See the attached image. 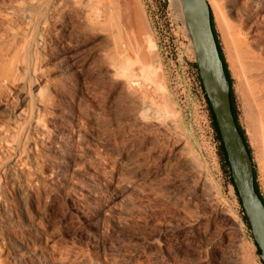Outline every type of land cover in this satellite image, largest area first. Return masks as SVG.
Segmentation results:
<instances>
[{
    "label": "rangeland",
    "instance_id": "374dc122",
    "mask_svg": "<svg viewBox=\"0 0 264 264\" xmlns=\"http://www.w3.org/2000/svg\"><path fill=\"white\" fill-rule=\"evenodd\" d=\"M207 1L264 199V0ZM199 80L170 0H0V264H262Z\"/></svg>",
    "mask_w": 264,
    "mask_h": 264
},
{
    "label": "water",
    "instance_id": "95a60500",
    "mask_svg": "<svg viewBox=\"0 0 264 264\" xmlns=\"http://www.w3.org/2000/svg\"><path fill=\"white\" fill-rule=\"evenodd\" d=\"M183 31L195 58L202 86L222 139L242 207L264 261V201L255 188L254 163L236 120L207 0H179Z\"/></svg>",
    "mask_w": 264,
    "mask_h": 264
},
{
    "label": "bare ground",
    "instance_id": "6f19581e",
    "mask_svg": "<svg viewBox=\"0 0 264 264\" xmlns=\"http://www.w3.org/2000/svg\"><path fill=\"white\" fill-rule=\"evenodd\" d=\"M170 3L174 7L176 6L179 9L181 8L179 0H170ZM262 28L264 29V27ZM241 38L236 39L240 47V53L237 55H239V57L242 59L243 67L245 73L247 74L248 90L252 99V103L255 107L256 115L264 127V55L263 53H250V51L248 53V51L245 50L242 45L244 41ZM131 39V43H129L131 44V47L129 46V52L139 54L141 52L140 40H137L136 38Z\"/></svg>",
    "mask_w": 264,
    "mask_h": 264
},
{
    "label": "trees",
    "instance_id": "16d2710c",
    "mask_svg": "<svg viewBox=\"0 0 264 264\" xmlns=\"http://www.w3.org/2000/svg\"><path fill=\"white\" fill-rule=\"evenodd\" d=\"M211 22H212L213 31L215 33V37H216V40H217V43H218V48H219L220 56H221V58L223 60L225 73H226V76H227L228 81L230 83L231 106H232V110H233L234 116H235V118L237 120V112H236V107H235L234 97H233V90H232V79H231L230 71L228 69L227 62H226V59L224 57V54H223V51H222V48H221V45H220V42H219V39H218V35H217L216 29H215V26H214L212 11H211ZM205 97H206V100L208 102V106H209V109H210V112H211L213 126L216 129L217 136H218V138L220 140L219 154H220V157H221V160H222L223 168L226 170V173L228 174V180L233 185L234 190H235V193H236L237 198H238V201H239V203L241 205V209H242V213H243L242 218H243L245 224L247 225V227L250 229L249 223H248L247 218H246V214H245L244 209H243L242 204H241L240 197L238 195L236 186H235L234 181L232 179L231 169H230V166H229V163H228V160H227V157H226V153H225V150H224V145H223L222 139L220 137V134H219V130H218L216 121H215V116H214V114L212 112V109H211V106H210V103L208 101V98H207L206 94H205ZM240 129H241L242 133H244V131H243V129L241 127H240ZM249 151H250V148H249ZM254 173H255V188H256L257 192L259 193V195L261 196V198L263 199V196L260 194V191L258 189V184H257V181H256V172H255V169H254ZM263 201H264V199H263ZM253 240H254V238H253ZM254 243L257 246L258 253L260 254V249H259L257 243L255 242V240H254ZM261 263L264 264V261L262 259H261Z\"/></svg>",
    "mask_w": 264,
    "mask_h": 264
},
{
    "label": "built area",
    "instance_id": "2783aa9c",
    "mask_svg": "<svg viewBox=\"0 0 264 264\" xmlns=\"http://www.w3.org/2000/svg\"><path fill=\"white\" fill-rule=\"evenodd\" d=\"M149 1H150V0H149ZM162 1L164 2V0H162ZM193 72H194V74H195V75L193 76V78H195V76L197 77V75H198V73H197V68H195V71H193ZM196 84H197V86L199 85V86H198V87H199V89H201V90L203 89V87H202V85H201V81H200V80H199V81H197V82H196Z\"/></svg>",
    "mask_w": 264,
    "mask_h": 264
}]
</instances>
